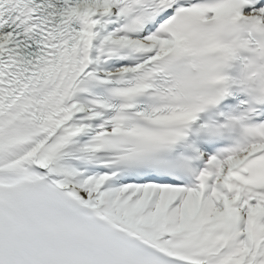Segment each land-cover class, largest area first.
<instances>
[{
    "label": "snow or ice",
    "instance_id": "obj_1",
    "mask_svg": "<svg viewBox=\"0 0 264 264\" xmlns=\"http://www.w3.org/2000/svg\"><path fill=\"white\" fill-rule=\"evenodd\" d=\"M0 264H264V0H0Z\"/></svg>",
    "mask_w": 264,
    "mask_h": 264
}]
</instances>
